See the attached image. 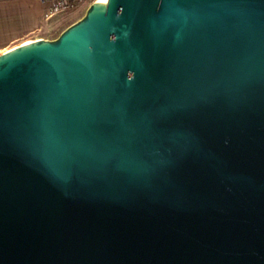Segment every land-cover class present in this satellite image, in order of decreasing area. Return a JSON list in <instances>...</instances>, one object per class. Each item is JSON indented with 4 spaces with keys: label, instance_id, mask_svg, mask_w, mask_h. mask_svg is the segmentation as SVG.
I'll list each match as a JSON object with an SVG mask.
<instances>
[{
    "label": "water",
    "instance_id": "water-1",
    "mask_svg": "<svg viewBox=\"0 0 264 264\" xmlns=\"http://www.w3.org/2000/svg\"><path fill=\"white\" fill-rule=\"evenodd\" d=\"M0 264H264V0H106L0 53Z\"/></svg>",
    "mask_w": 264,
    "mask_h": 264
},
{
    "label": "crops",
    "instance_id": "crops-1",
    "mask_svg": "<svg viewBox=\"0 0 264 264\" xmlns=\"http://www.w3.org/2000/svg\"><path fill=\"white\" fill-rule=\"evenodd\" d=\"M43 11L41 0H0V53L23 42L52 39L39 35Z\"/></svg>",
    "mask_w": 264,
    "mask_h": 264
},
{
    "label": "rangeland",
    "instance_id": "rangeland-1",
    "mask_svg": "<svg viewBox=\"0 0 264 264\" xmlns=\"http://www.w3.org/2000/svg\"><path fill=\"white\" fill-rule=\"evenodd\" d=\"M86 12V8H77L70 11H66L61 14L54 15L49 19H44L45 24L40 32V36L47 38L57 37L62 30L80 19Z\"/></svg>",
    "mask_w": 264,
    "mask_h": 264
},
{
    "label": "built area",
    "instance_id": "built-area-1",
    "mask_svg": "<svg viewBox=\"0 0 264 264\" xmlns=\"http://www.w3.org/2000/svg\"><path fill=\"white\" fill-rule=\"evenodd\" d=\"M44 3L43 18L49 19L54 15L77 8H86L96 1L106 0H41Z\"/></svg>",
    "mask_w": 264,
    "mask_h": 264
}]
</instances>
